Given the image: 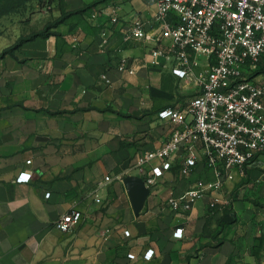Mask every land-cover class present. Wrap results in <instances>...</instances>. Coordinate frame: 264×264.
Here are the masks:
<instances>
[{
	"label": "crops",
	"instance_id": "0c3cea01",
	"mask_svg": "<svg viewBox=\"0 0 264 264\" xmlns=\"http://www.w3.org/2000/svg\"><path fill=\"white\" fill-rule=\"evenodd\" d=\"M156 9L154 0L8 1L0 15V264L264 263V155L189 211H175L166 203L170 191L210 178L200 141L193 171L180 173L189 152L181 142L170 167L132 204L126 178L144 181L159 163L141 171L137 156L182 127L159 110H185L184 88L195 90L173 71L184 66L159 35ZM137 18L157 42L125 39ZM58 20L51 30L60 36H37L2 54ZM156 47L166 53L154 55ZM122 59L133 72L117 68ZM206 63L200 57L192 73ZM24 170L30 179L17 180ZM100 182L97 201L91 192ZM72 210L81 218L60 231L56 221Z\"/></svg>",
	"mask_w": 264,
	"mask_h": 264
},
{
	"label": "built area",
	"instance_id": "2783aa9c",
	"mask_svg": "<svg viewBox=\"0 0 264 264\" xmlns=\"http://www.w3.org/2000/svg\"><path fill=\"white\" fill-rule=\"evenodd\" d=\"M154 1L159 35L169 41L167 51L175 54L179 64L185 67L173 71L188 79L197 88V94L185 110L172 106L159 110L161 118L182 127L174 130L158 148L143 150L136 161L143 171L146 164L159 160L144 178V184L150 187L170 167L168 157L184 142L189 152L180 164V173L189 175L196 164L193 143L200 141L210 178H196L186 190L170 191L166 197L171 209L189 211L201 195L231 180L236 168L243 170L264 154V75H251L264 58V0ZM111 14V20L116 21L114 9ZM131 37L158 41L138 18L126 30L125 39ZM165 53L161 47L153 50L154 55ZM200 57L206 60V66L193 74L192 66L198 64ZM117 68L133 72L126 59L120 60ZM101 76L110 83L106 73ZM30 161L27 159L26 163ZM30 176L31 171L24 170L17 180L28 181ZM108 179L105 176L102 183ZM100 185L101 182L91 192L97 201ZM217 203L218 199L214 198L209 205L213 207ZM80 218L81 213L72 210L56 221V227L69 232ZM173 235L181 237L182 228L175 229ZM151 254L152 250L145 252V256Z\"/></svg>",
	"mask_w": 264,
	"mask_h": 264
},
{
	"label": "trees",
	"instance_id": "16d2710c",
	"mask_svg": "<svg viewBox=\"0 0 264 264\" xmlns=\"http://www.w3.org/2000/svg\"><path fill=\"white\" fill-rule=\"evenodd\" d=\"M8 1L9 0H0V15L2 13H4V11H6V5L8 4ZM17 1H20V0H17ZM60 21H54V22H49L45 25V27L40 30V31H37V32H33L31 33L30 35L26 36V37H20L18 39V41L13 44L12 46L4 49L2 51V54L3 53H11L12 49L17 47L20 43L26 41V40H32L34 39L35 37L37 36H41V37H47L48 35L50 34H54L56 36H60V33L58 31H55V30H51V28L53 27H56L58 25ZM264 72V58L260 61V63L258 64L257 68H255V70L252 72L251 75H255V74H258V73H262Z\"/></svg>",
	"mask_w": 264,
	"mask_h": 264
},
{
	"label": "water",
	"instance_id": "95a60500",
	"mask_svg": "<svg viewBox=\"0 0 264 264\" xmlns=\"http://www.w3.org/2000/svg\"><path fill=\"white\" fill-rule=\"evenodd\" d=\"M125 185L132 204L137 207L147 193V188L144 184V181L141 178L129 177L126 178Z\"/></svg>",
	"mask_w": 264,
	"mask_h": 264
},
{
	"label": "rangeland",
	"instance_id": "374dc122",
	"mask_svg": "<svg viewBox=\"0 0 264 264\" xmlns=\"http://www.w3.org/2000/svg\"><path fill=\"white\" fill-rule=\"evenodd\" d=\"M205 67V66H204ZM201 68H198V69H196V70H193V73H197L199 70H200ZM263 73V75H264V72H262ZM182 78H184V77H182ZM185 79V78H184ZM187 81L192 85V86H194L188 79H187ZM186 81V82H187ZM177 85L176 86H178V83H176ZM184 84H186V83H184ZM178 88H180L179 86H178ZM195 88V90H191V89H186V88H184V91L186 92L185 94H187V95H185V96H187V97H189V99H192L193 97H194V95L196 94V91H197V89H196V87H194ZM264 154H260L253 162H255V161H257L260 157H262ZM253 162H251V163H253ZM250 163V164H251ZM264 264V263H263Z\"/></svg>",
	"mask_w": 264,
	"mask_h": 264
}]
</instances>
